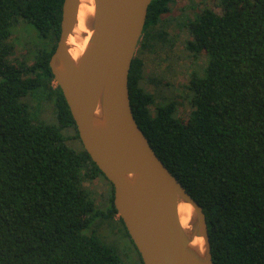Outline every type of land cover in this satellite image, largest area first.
Masks as SVG:
<instances>
[{"label": "trees", "instance_id": "1", "mask_svg": "<svg viewBox=\"0 0 264 264\" xmlns=\"http://www.w3.org/2000/svg\"><path fill=\"white\" fill-rule=\"evenodd\" d=\"M173 1L148 6L128 75L134 118L202 206L213 264H264V0H213L220 12L195 8L169 21ZM62 2L0 0V264H127L118 243L99 235L104 223L142 264L113 205L112 184L82 144L71 147L63 134L72 129L79 140L48 64ZM171 22L187 29L183 52L192 61L206 56L202 74L188 70L182 95L163 76L147 73L140 56L173 51ZM25 23L42 41L28 47L31 63L9 58L10 36ZM184 100L186 119L178 113ZM47 106L50 120L40 116ZM97 177L109 185L104 209L84 184Z\"/></svg>", "mask_w": 264, "mask_h": 264}, {"label": "water", "instance_id": "2", "mask_svg": "<svg viewBox=\"0 0 264 264\" xmlns=\"http://www.w3.org/2000/svg\"><path fill=\"white\" fill-rule=\"evenodd\" d=\"M81 1L63 0L48 64L83 148L112 184L113 205L142 264H213L202 206L155 153L130 104L128 75L151 0H93L90 36L73 57L68 39ZM181 201L193 209L187 228L178 217Z\"/></svg>", "mask_w": 264, "mask_h": 264}, {"label": "rangeland", "instance_id": "3", "mask_svg": "<svg viewBox=\"0 0 264 264\" xmlns=\"http://www.w3.org/2000/svg\"><path fill=\"white\" fill-rule=\"evenodd\" d=\"M185 6V7H184ZM211 8L215 12H220L219 6L213 0H174L171 2V11L169 18H184L187 16H192L193 10L195 8ZM169 33L175 37V45L173 46V51H168L167 49H158V51L153 52L152 54L140 55L145 61V71L147 73H153L156 76H163L166 82L171 83L176 87L178 95H182L185 92V84L188 81V70L197 68L199 73L202 74L201 65L205 63L206 56L201 55L200 59L196 62L192 61V58L186 55L183 52V41L187 38V29L184 27H177L174 22H171L167 25ZM9 41L13 44L12 52L9 56L11 60L14 59H23L30 61L29 57L30 51L28 52V47H34V44L41 43V36L38 33L37 29L30 23L21 24L16 28V31L10 36ZM26 41L28 46H26ZM135 54H139L136 50ZM178 54V57H177ZM154 85L150 86L149 89L154 90ZM166 89V87H163ZM167 91V90H166ZM168 92V91H167ZM182 97L179 96V99ZM183 100V99H182ZM190 112V106L185 102V100L179 106V116L182 118H187ZM42 118L50 120L52 118L51 106H47L42 113L40 114ZM66 143L74 148H80L81 142L74 137L73 130H63ZM84 184L88 188H92L96 206L98 208H105L107 205L106 192H108L109 185L101 177H97L90 181H85ZM99 221L93 223V227H97ZM98 233L101 237L111 241L117 242L120 247L121 257L127 264H134L137 262V255L133 249L129 250L127 245L124 244V240L116 231L112 229L111 226L102 224V226L97 227Z\"/></svg>", "mask_w": 264, "mask_h": 264}, {"label": "bare ground", "instance_id": "4", "mask_svg": "<svg viewBox=\"0 0 264 264\" xmlns=\"http://www.w3.org/2000/svg\"><path fill=\"white\" fill-rule=\"evenodd\" d=\"M93 0H82L77 15V23L74 27L73 34L69 37L70 53L73 57H77L85 47L90 36V29L88 27L89 18L93 12ZM178 217L181 225L187 228L191 218L193 209L190 203L181 201L177 207ZM201 238H197L193 244H200Z\"/></svg>", "mask_w": 264, "mask_h": 264}]
</instances>
